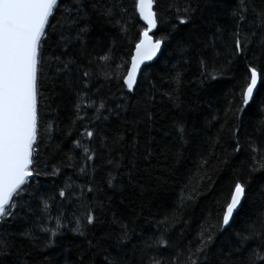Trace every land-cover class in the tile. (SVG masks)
<instances>
[{"label": "snow or ice", "instance_id": "1", "mask_svg": "<svg viewBox=\"0 0 264 264\" xmlns=\"http://www.w3.org/2000/svg\"><path fill=\"white\" fill-rule=\"evenodd\" d=\"M133 7L129 15L122 0H0V264H264V95L257 98L264 0H170L160 12L154 0H134ZM136 14L143 26L130 36ZM206 16L210 30L177 40V63L158 82L153 65L167 62L164 50L179 26L195 28ZM96 23L115 33L99 51L89 46ZM118 37L134 45L130 59L117 62ZM193 59L200 88L211 93L220 77L230 81L222 116L216 109L201 119L185 99L180 66ZM57 97L67 100L64 115L51 103ZM221 119L207 137L211 151L146 236L138 226L149 206L144 195L155 190L153 181L167 182L153 176V160L164 154L179 162ZM41 142L61 159L39 167ZM230 165L224 190L215 193L213 175ZM63 168L72 175L62 185L31 189L33 180L58 177ZM131 190L138 198H127ZM207 196L211 203L193 229L185 212ZM221 235L227 248L216 247Z\"/></svg>", "mask_w": 264, "mask_h": 264}, {"label": "trees", "instance_id": "2", "mask_svg": "<svg viewBox=\"0 0 264 264\" xmlns=\"http://www.w3.org/2000/svg\"><path fill=\"white\" fill-rule=\"evenodd\" d=\"M225 5L231 4L232 0H223ZM122 3L125 7L128 8V14L133 15L134 13V0H122ZM170 0H154V10L163 11L164 8L168 6ZM127 18V17H126ZM209 17L206 16L204 20H197L196 27L193 28L192 25H180L179 31L174 34V37L170 43H168L167 48L164 50V55L167 57V62L163 59H158L153 65V74L156 76L157 81L159 82L160 77L169 74L172 70V65L177 63V54L175 51L176 41L189 39H194L196 35H203L204 32L209 31L208 24ZM218 20L223 22L222 17H218ZM143 26V21L139 19L138 14L134 15L132 22L129 24L130 36H135L140 27ZM114 30L108 27L107 25H101L96 23L93 26L92 33L89 37V46L90 48L95 45V50L99 51L100 48L106 47L109 43V36L114 35ZM161 31L156 32V36L159 37ZM97 41H101L102 44H97ZM130 47L134 45H128L126 41H122L119 37L116 40V50L115 55L117 62L121 55H124L125 58L130 59L128 55ZM172 54L169 55L168 53ZM181 69L185 72V87L183 89L184 97L190 102H194L195 105L200 110V118L208 115L210 112H215L216 109H220V115L222 116L223 108L225 107L224 96L228 91L230 86V81L227 77H220L217 81H214V90L209 93L207 88H200L196 79L199 75L198 67L193 59V62L190 66L181 65ZM143 85V81H142ZM101 93L106 94L108 91V85L101 82L100 85ZM114 90V89H113ZM46 96H51V88L44 90ZM261 95H264V87L258 88L257 98L259 99ZM53 107L56 104L61 105L62 112L64 115L67 111V100L61 97H57L54 100H51ZM43 104V102H42ZM255 105L253 109L250 110L253 118H255ZM43 113V107H42ZM223 123L221 119L220 123L213 122L212 127L208 129L206 135H203L199 138L198 141H193L190 143L184 153L183 158L179 162L174 161L170 156L161 154L157 156L153 162V176L160 175L167 178V182L162 186L156 187L155 181L152 182V187L155 188L154 191L150 190L145 193L144 201L149 206L144 208V214L140 216L138 221L139 228H142L144 234L151 235L155 231L156 220L163 216L166 211H169L174 201L176 200L177 194L180 191L181 186L187 182L189 176L193 175L196 172L197 164L200 162L201 156H207L211 151L210 145L208 143V136H215L217 134L220 125ZM221 147H217L215 152L222 156L223 155V146H226L225 139L221 141ZM70 147V141L64 145L65 151ZM62 157V153L53 157L50 155V152L45 151L44 143L41 142L39 148V156L37 157L38 166L43 168L45 163H48L51 166L52 163L58 162ZM239 158L232 161V164H235ZM216 164V158L212 157L210 159L209 168L214 167ZM231 165L229 168L220 171L218 174L213 175V179L217 180L215 193H220L224 190L225 187V178L228 176ZM72 175V170L70 168H63L62 174L58 177H45L41 176L37 180L31 182V189H39L41 191H50L55 187H58L63 184L67 176ZM218 175V179H217ZM75 179V177H73ZM214 193V194H215ZM128 199L138 198V193L135 190L126 192L125 194ZM211 196L201 197L198 201L192 204L185 212V219L190 220L191 227L194 229L199 223L200 219L206 214L205 209L211 203ZM150 202V204H149ZM121 207H123L121 205ZM137 210L139 211V206L137 205ZM241 223L238 220L236 227H240ZM108 225H103L100 231L105 230ZM179 230V229H177ZM72 238L69 236L61 240V244H68ZM228 246V237L226 235H221L217 237L216 247L227 248Z\"/></svg>", "mask_w": 264, "mask_h": 264}]
</instances>
